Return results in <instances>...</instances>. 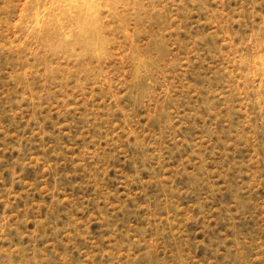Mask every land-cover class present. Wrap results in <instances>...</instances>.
<instances>
[{
    "label": "rangeland",
    "instance_id": "1",
    "mask_svg": "<svg viewBox=\"0 0 264 264\" xmlns=\"http://www.w3.org/2000/svg\"><path fill=\"white\" fill-rule=\"evenodd\" d=\"M0 264H264V0H0Z\"/></svg>",
    "mask_w": 264,
    "mask_h": 264
}]
</instances>
